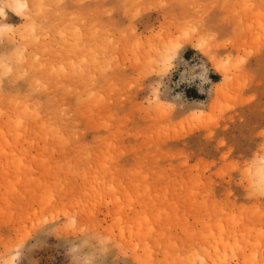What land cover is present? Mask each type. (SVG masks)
Here are the masks:
<instances>
[{
    "label": "rangeland",
    "instance_id": "obj_1",
    "mask_svg": "<svg viewBox=\"0 0 264 264\" xmlns=\"http://www.w3.org/2000/svg\"><path fill=\"white\" fill-rule=\"evenodd\" d=\"M17 1L0 0V243L78 213L125 245L106 264H264V0ZM193 18L216 39L174 60ZM28 244L21 264H70L54 233Z\"/></svg>",
    "mask_w": 264,
    "mask_h": 264
},
{
    "label": "clouds",
    "instance_id": "obj_2",
    "mask_svg": "<svg viewBox=\"0 0 264 264\" xmlns=\"http://www.w3.org/2000/svg\"><path fill=\"white\" fill-rule=\"evenodd\" d=\"M164 5L165 8L168 7L167 4ZM191 23L196 30L188 36H184L183 30H181L180 39L182 42L179 44V47H175L172 44L166 46L167 55L173 57L174 60H176L180 49L185 44L191 43L200 50L197 47L199 39H207L211 33L205 30V25L202 20L193 18ZM170 49H174V52L170 51ZM167 63H173V61H168ZM159 75L163 77L166 73L161 72ZM201 77L202 79H207V68L203 70ZM148 107L153 108L154 106L148 105ZM261 179L262 177L257 178L255 174H252L248 188L250 193L260 197H262L260 194H254L253 184L259 183ZM73 215L76 217L74 227L69 226V217H65L63 220L53 224L42 223L37 225L30 236L15 235L7 241L0 243V264H21V261L28 255L32 247H34V245L29 246V240L42 231L54 233L57 237H61L66 241V253L70 257V264H106L107 258L113 252L116 253L117 258L126 257L124 253L125 245L122 242L117 241L110 233L94 224L81 222L78 213H74Z\"/></svg>",
    "mask_w": 264,
    "mask_h": 264
},
{
    "label": "snow or ice",
    "instance_id": "obj_3",
    "mask_svg": "<svg viewBox=\"0 0 264 264\" xmlns=\"http://www.w3.org/2000/svg\"><path fill=\"white\" fill-rule=\"evenodd\" d=\"M11 6V5H9ZM160 7H164L165 5L162 3L161 5H159ZM20 8L25 7L24 5H19ZM51 7H63L62 4L57 3L56 5H49L43 2V0H38V2L34 5L35 8V14L37 17L42 16L47 10H50ZM3 12V8H0V13ZM36 25L35 23H33V27L32 30L35 31ZM195 27H193V25L189 24L184 30H183V35L184 36H188L191 32L195 31ZM8 31H12L11 28L8 29ZM216 39L215 34L214 33H210L208 35L207 39L202 38L201 43L199 45V47L201 48H205L207 46H209L211 43L210 42H214ZM175 47H179V45H175ZM170 51L174 52V49H170ZM171 57V56H170ZM37 59H39V57H37ZM213 59H215L213 57ZM13 57L11 56H0V67H2L4 69V73H11L12 68L9 67V64L12 62ZM244 63V58H238L234 64H232V67L234 68H239L242 64ZM225 66L224 63L222 62L221 64H218L217 67H223ZM53 71H55V69H53ZM37 84H40L39 81L36 82ZM149 105H154L155 107H157L158 109L161 110H168L171 109L173 107V105L168 104V105H162L160 104L159 100L156 101H149ZM261 181L259 183H254L253 184V189H254V194H260L262 197H264V170H262L261 173ZM75 219H73L72 217H69V226H75Z\"/></svg>",
    "mask_w": 264,
    "mask_h": 264
},
{
    "label": "bare ground",
    "instance_id": "obj_4",
    "mask_svg": "<svg viewBox=\"0 0 264 264\" xmlns=\"http://www.w3.org/2000/svg\"><path fill=\"white\" fill-rule=\"evenodd\" d=\"M19 1V2H18ZM17 1V3L15 4L16 6H15V10L16 11H25V9L28 7V3L26 2V1H22V0H18ZM19 5H24L25 7H23V8H20L19 7ZM1 14H4L5 15V13L4 12H2ZM2 16V15H1ZM218 65V64H217ZM222 67H220V70H221V72H222V70H223V72L225 71L223 68L221 69ZM219 70V71H220ZM220 92V89H217V94ZM264 161V160H263ZM258 165V164H257ZM255 168V167H254ZM253 168V169H254ZM262 170H264V165H262L261 163H260V165L259 166H257L256 168H255V176L257 177V178H259V177H261V173H262ZM210 257H212V256H210ZM210 257H206L205 259L203 258V259H201V258H199L198 259V261H200V263H202V264H216V263H214V262H212L211 261V258ZM213 258V257H212ZM196 259L194 258V260L193 261H195Z\"/></svg>",
    "mask_w": 264,
    "mask_h": 264
},
{
    "label": "crops",
    "instance_id": "obj_5",
    "mask_svg": "<svg viewBox=\"0 0 264 264\" xmlns=\"http://www.w3.org/2000/svg\"><path fill=\"white\" fill-rule=\"evenodd\" d=\"M198 91H200L199 92V94L201 95V91H203V90H198ZM201 97H202V95H201ZM200 96H198V97H196L195 99H194V101H191V103H187V105L188 106H193V107H205V104L201 101L202 100V98H201ZM206 110H207V107H206Z\"/></svg>",
    "mask_w": 264,
    "mask_h": 264
}]
</instances>
